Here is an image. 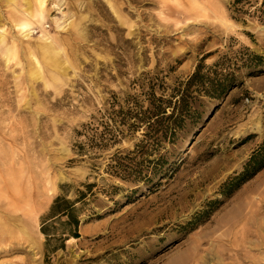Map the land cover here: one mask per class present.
<instances>
[{"label": "rangeland", "instance_id": "1", "mask_svg": "<svg viewBox=\"0 0 264 264\" xmlns=\"http://www.w3.org/2000/svg\"><path fill=\"white\" fill-rule=\"evenodd\" d=\"M25 8L0 0V214L28 188L43 204L38 249L14 248L3 229L0 264H197L206 254L207 264H247L233 232L264 227V167L232 191L222 186L264 141V0H46L24 36L13 24ZM201 61L220 63L236 84L219 100L197 92L199 118L174 143L121 126L115 141L90 146L113 97L147 90L148 81L169 93ZM126 166L141 178L124 179ZM58 196L75 202L77 238L67 217L51 213ZM250 238L261 245L264 230ZM255 255L264 264V251Z\"/></svg>", "mask_w": 264, "mask_h": 264}, {"label": "trees", "instance_id": "2", "mask_svg": "<svg viewBox=\"0 0 264 264\" xmlns=\"http://www.w3.org/2000/svg\"><path fill=\"white\" fill-rule=\"evenodd\" d=\"M253 57L259 58L257 55ZM220 65V63H214L205 67L201 61L194 72L185 81H180L171 88L169 93L166 91V87L161 84V93L156 94V82L148 81L147 90L139 85V88L142 89L138 94L126 95L120 99V102L116 97H113L109 102V107L100 113L97 126H93L95 130L101 126V131L99 133L95 131L94 134L87 137L90 146L102 147L105 140L115 141L118 134L123 135L124 129H121V126L125 127L128 132L144 127V140L156 144L163 140L174 143L187 123H194L199 118V104H196L197 101L199 102L197 92H203L209 99L219 100L230 87L236 84L233 75H224L220 71ZM204 68L206 70H203ZM136 147L137 153H144L143 145H136ZM116 164L113 167L117 171L122 165ZM263 167L264 141L251 153L243 164L242 170L229 177L222 187L226 192L232 191L252 178ZM120 170L124 173L121 175L124 179L138 180L141 178L140 169L134 170L126 166ZM84 186L86 191H78L77 201H82L86 197V192H91L93 184L88 183ZM74 205V201L58 196L52 203L51 213L67 217V223L70 226L69 235L77 238L79 237L77 233L79 219L78 209ZM42 224L41 232L46 238H49L50 232L47 223L44 221Z\"/></svg>", "mask_w": 264, "mask_h": 264}, {"label": "bare ground", "instance_id": "3", "mask_svg": "<svg viewBox=\"0 0 264 264\" xmlns=\"http://www.w3.org/2000/svg\"><path fill=\"white\" fill-rule=\"evenodd\" d=\"M8 3L12 4L14 7V1L15 0H6ZM34 3H32L31 0H25L26 8L22 11L23 19L15 22L13 24V27L18 29L21 34L24 36L29 35L31 32V24L34 21V19H43L45 16L44 9L45 1L46 0H33ZM55 6V5H52ZM45 39L46 41L49 39V44L54 43L53 37L48 36L47 34H44L42 36V39ZM3 42V34H0V43ZM55 45V43H54ZM51 46V45H49ZM44 51L43 53L52 56V54H59V51H55L53 46L51 48H47L46 45L43 46ZM60 50V48H58ZM54 63L57 64L59 67L60 64L56 59H51ZM6 61H9L8 52H6ZM35 61V58H34ZM37 63V62H36ZM34 70L32 73H37V65L33 67ZM17 195H19V198L16 200V205L13 210L11 211H5L2 210L0 214V227H2L1 230V236L0 239L3 238L4 231L7 232V235L5 236V239H14L17 245L14 248L21 247L22 244H27L32 250L38 249V240L35 236V224H36V213L37 210L42 206V201H38L36 199V196L33 192H31L30 188L25 189V191L19 192ZM260 212L259 208H255L253 210H250V215L247 218V222L249 224H252L250 220L257 215V213ZM224 223H226L224 221ZM219 226H221L220 222L217 223ZM260 230H264V227L261 225H257L254 227V229L250 228H244L242 227L239 231H234V235L239 233V236H236L238 240L242 243L243 249L242 250H234L235 254L238 256H241L242 260L245 261L247 264H261L260 259L258 256L255 255V253L261 254L262 251H264V242L261 240V245L256 244L254 240H251L250 237L255 236L258 238L260 236ZM204 237L199 236V239L202 240ZM71 239V238H70ZM69 239V240H70ZM207 241V240H204ZM15 244V245H16ZM244 244H248V246H243ZM224 243L222 242V239H219L216 241L215 248L223 246ZM256 247H260L259 249H256ZM2 249H5L2 247ZM213 251V250H212ZM231 251V250H230ZM233 251V250H232ZM257 251V252H255ZM209 253V252H208ZM206 255L198 256L197 258V264H207ZM223 256H230L229 253L225 250L223 252H220L218 255L219 261H222L224 258ZM233 260V259H231ZM220 264H233V262H225Z\"/></svg>", "mask_w": 264, "mask_h": 264}]
</instances>
